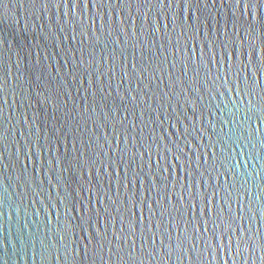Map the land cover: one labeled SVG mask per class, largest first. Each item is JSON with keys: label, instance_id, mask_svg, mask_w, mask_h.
<instances>
[{"label": "water", "instance_id": "water-1", "mask_svg": "<svg viewBox=\"0 0 264 264\" xmlns=\"http://www.w3.org/2000/svg\"><path fill=\"white\" fill-rule=\"evenodd\" d=\"M87 2V7H77L73 15L64 16L67 9H58L55 4L43 12L40 0H0V36L7 41V44L0 41V85H3L0 88V264H127L133 238L124 245V260L113 254L115 245L107 243L101 259V254H93L92 246L85 255L87 237L79 228L75 229V236L69 235L70 250L79 249L73 253L76 259L64 257L58 229L66 225L69 216L59 203L62 197L57 195V190L53 189L48 198L49 179L54 175L49 168L54 160L72 159L80 153L84 154L80 157L83 171L76 169L75 174L85 190L81 192L73 185L79 203L76 211L70 213L75 217L72 223H83L89 233L107 227L111 239L114 231L119 232L122 218L127 225L130 214L125 212V201L135 193L136 264H264V251L260 247L264 237V101L261 99L264 72L254 69L249 73L253 95H243V82L242 95L231 90L235 87V76L234 68L230 71L228 65L236 63L239 51L228 59L220 44L225 24L231 28L234 22L232 8L221 6L220 0L214 5L212 0H207L208 7L200 3L199 8L197 0L182 6L176 0L171 9L158 7L157 0H151V4L147 0ZM254 4L250 11L255 17L256 68H259L260 59L264 58L259 23L264 19V3L254 0ZM253 16L245 19L253 20ZM41 26L45 33L51 32V38L39 49L32 48L31 56L25 52L17 68L16 49L10 53L5 48L14 36L21 37L25 28L31 42ZM60 28L64 30L59 31ZM17 42L25 43L22 39ZM231 49L229 44L228 53ZM213 56L215 61L209 63ZM41 67L53 95L61 90L71 93L69 108H76L73 119H66L61 111L55 114L59 119L53 120V108L48 105L35 125L24 124L25 117L32 119L37 110L35 104L28 108L24 97L30 90L29 81L36 80ZM93 79L97 81L95 85L90 82ZM225 79L229 80L228 84H224ZM101 81L102 93L97 91ZM174 84L177 86L173 87ZM225 92L227 95H221ZM101 95L107 96V100H101ZM193 99L199 103L192 104ZM241 100L243 103H239ZM85 108L88 111L81 118L80 112ZM105 115L108 119L101 123ZM54 125L59 131L54 130ZM29 136L32 152L28 151ZM73 137H76L75 146ZM175 142L184 149L179 162L174 159ZM89 144L91 147L86 148ZM169 147L173 150L166 152ZM229 164L234 167L229 168ZM25 165L27 172L23 171ZM56 167L59 170L60 166ZM22 173L28 184L21 179ZM33 176L36 183L32 182ZM55 182L53 179L52 183ZM37 184L43 187L44 195H34ZM125 184L127 188L123 187ZM150 187L151 195L147 191ZM229 192L231 215L237 218L234 224L225 205ZM181 194L184 195V201L180 202L182 215L172 208ZM165 195L170 198L171 214L163 217V228L171 230L173 246L185 222L199 220V226L204 227V221L208 220V232L195 234L198 248L202 249L205 241L213 246L227 245L225 230L229 225L235 229L243 223L245 229H251L243 235L253 237L255 252L235 254L236 238L240 235L236 232L232 236L231 253L225 247L212 255L187 253L181 259L182 253L175 251L169 258L159 251L157 237L156 259L147 255L141 258L142 244L151 251V246L141 239L142 232L149 223L153 230L161 223L159 213L165 203L161 198ZM206 199L210 201L207 203L210 211L201 215L205 212ZM140 200L152 208L139 205ZM189 205H195L194 213ZM241 205L244 213L240 211ZM222 206L225 211L221 214ZM153 211L156 216H152ZM242 215L243 221L239 219ZM213 221L221 228L217 229ZM187 227V248H191L194 233L190 224ZM222 232L225 234L221 238ZM146 234L151 236L150 232ZM45 243L50 245L47 251H44Z\"/></svg>", "mask_w": 264, "mask_h": 264}, {"label": "snow or ice", "instance_id": "snow-or-ice-1", "mask_svg": "<svg viewBox=\"0 0 264 264\" xmlns=\"http://www.w3.org/2000/svg\"><path fill=\"white\" fill-rule=\"evenodd\" d=\"M35 2V0H34ZM124 0H120V3H123ZM149 4H151V0H147ZM192 0H180V4L178 6H182L184 3L191 4ZM213 5L216 3V0H212ZM258 2L264 3V0H258ZM40 3L42 4L43 12L48 11L53 4L57 6V8H66L67 11L63 13L64 16H71L73 15V10L77 7H87L88 2L87 0H40ZM176 3V0H157V6L163 9H171L173 4ZM200 3H203L205 7H208L207 0H197V8H199ZM221 6H226L232 8V16L234 18V22L231 26V28L228 27L227 24H225V31L223 33L222 37V43L220 44V47L224 50L226 54V58L230 59L231 56L235 55L237 51H239V57L237 58V61L235 64L230 63L228 65L229 70L231 71L234 68V76H235V87L231 90L236 93V95L240 96L242 95L240 90V84L243 82L245 84V91L243 92V95L250 96L254 94V90L251 88L250 83V76L249 73H251L254 69L259 72H264V58L260 59V67L256 68V57H257V48L255 43V27L253 21L255 20V17L253 16V13L250 11L255 4L254 0H220ZM103 6L102 4L100 5ZM42 12V15H43ZM237 13H239V16H237ZM147 16V13L145 14ZM248 16H253V20H247L245 19ZM261 26V49L264 50V19H261L259 21ZM95 24V21L93 20V26ZM247 25V27H245ZM63 28H60L59 31H63ZM159 31V29H156ZM243 32V35L241 34ZM51 32L45 33L43 30V26H41L40 31L32 36L31 42L28 39L27 35V28H25L24 33L21 37H13V42L8 44L7 48H5L6 51L12 52L13 48L16 49L15 55L18 57L17 59V68H19L20 61L24 59V53L27 52L29 56H31V50L32 48L39 49L41 45L48 39L51 38ZM81 36H84V33H80ZM75 38V37H73ZM19 39H22L25 43L21 44L17 42ZM0 41H3L7 44V41L4 40L2 36H0ZM83 43V41H81ZM229 44H231L232 49L231 53H228ZM214 45H208V47H212ZM245 57H247L245 59ZM201 61H203V56L201 57ZM215 61V56L211 58L209 63ZM94 62V60L92 61ZM37 65L40 64L39 57H37L36 61ZM80 65L83 64V60H81ZM79 67V65H78ZM187 65L184 66V75H187ZM113 68V74L115 69V64L112 65ZM210 73V69H209ZM198 74V73H197ZM75 78V71L73 73ZM101 76L103 73L100 74ZM209 79H211V76H208ZM216 79H219L217 77ZM17 80H19V77H17ZM93 85L97 83L95 79L90 81ZM6 83V80H5ZM48 81L43 78V68H40V74L37 75L35 81H29V92L24 97L27 101V107L32 108L33 104L37 106V110L33 116L32 119H28L25 117V120L23 121L25 125H35L37 123V117L41 115V111L46 109L48 105H51L53 108V120H58L59 117L55 115L56 113H60L61 111L64 112L66 119H73L74 113L76 112V108L73 106L72 108H69V99L71 98V93H65L62 90L57 91L55 95L51 91H49L48 87ZM229 80L225 79L224 84H228ZM258 83V81H257ZM177 85H173L175 87ZM3 85H0V88H2ZM98 92H103V82H100V86L97 89ZM264 92V89L261 90ZM127 95V94H126ZM221 95H227V92L221 93ZM93 96H95V93H93ZM63 98V99H62ZM101 100L106 101L107 96L101 95ZM123 101V98H121ZM134 99V98H132ZM187 102V97L185 98ZM202 99V97L200 98ZM262 101H264V96L261 97ZM192 104L199 103V100L193 99L191 101ZM233 104H236V101H232ZM239 103H243V101H239ZM249 104L251 105V101H249ZM227 107V105H225ZM88 109H84L82 112H80L81 118H83L84 112H87ZM239 111V109H237ZM249 111H251V107L249 108ZM193 112H195V108H193ZM108 119V115H105L101 121L103 123ZM124 120L127 119V117L123 118ZM123 122V120L121 121ZM98 127V125H94ZM55 131H59V129L55 128V125L53 126ZM29 131H31V127L29 128ZM23 135V133H21ZM175 136L176 133H173ZM182 135V134H181ZM76 137H73V142L75 146ZM86 148L91 147V145H86ZM33 146L31 142V137H28V151L32 152ZM41 150H43V147L41 146ZM172 148H167V151H172ZM175 152L176 155L174 159L179 162L183 156H184V149L180 146L178 142H175ZM83 153H80L78 156L73 157L72 159H65V160H54L52 161L53 167L49 168V171L52 172L54 175L52 178L49 179V191H48V198H51L52 190H57V195L62 197V199L59 200V203L61 205H64L66 209V215L69 216L66 225L60 226L58 229L59 231V244L61 245V248L63 249V254L65 259H67L68 256H73V260L76 259V257L73 255V253H78L79 249L74 248L70 250V241H69V235L75 236V229L79 228L81 233L86 235V243H85V255H87L89 251V246L91 247V251L93 254H101V259H103L102 253L104 251L105 243H107L109 246L115 245V251L113 254L118 255L121 260H124L125 257L122 255V253L125 251L124 245H128V241L130 238H133L132 244L129 245L130 251L127 253V264H136V259L134 256V253H136V246H135V235L137 232V223L138 220L136 219V211L138 210V203L135 198V193H133L132 197L125 201V212L129 213L130 215L127 216L128 223L127 225L124 224V219H121V228L119 229V232H113L112 238H109L107 227L104 228H97L90 233L84 228L83 223L81 224H73L72 219L75 217H71L70 213L76 211V204L79 203L77 200L76 194H75V188L73 187L74 184L77 185V187L80 188V191L83 192L85 189L82 185L78 184L77 177L75 174L76 169H80L83 171V163L80 159L81 156H83ZM135 155V153H134ZM26 159L28 158V154L25 153ZM143 158V157H141ZM151 157L149 156V159ZM94 163V162H93ZM57 165H59V170H57ZM111 166V165H109ZM229 168L234 167L233 165L229 164ZM166 170V169H165ZM162 170V171H165ZM24 172H27V165L24 167ZM118 174V173H117ZM125 173V178H126ZM21 179H24L23 173L21 174ZM55 180V184L52 183V180ZM32 182L36 183L35 176L32 177ZM24 183L28 184V181L24 179ZM30 187V185H29ZM123 187L127 188L128 185L125 184ZM165 190H167V185H164ZM38 191L34 195H44V189L41 186V184H37ZM149 195H151L152 188L147 189ZM215 195V193H214ZM227 196L229 199L225 200V205L227 206L228 213H229V219L234 224L236 221V217L231 215V206H230V197L231 193H227ZM111 199V197H109ZM165 201L159 215L161 218V223L156 225L155 230H153L151 223L147 226V229L142 232L141 239L144 243H147L151 246V251H148L143 247V244L140 249V255L141 258L144 255H147L150 259H156L155 253L158 251L155 247L157 242V237L160 238V249L159 251L162 252L164 256L171 257L172 253L175 251H179L182 253L181 259L183 258V255L187 253H196L200 256H203L204 253H208L209 255H212L214 252H218L221 248H227L229 253L232 252V236L238 232L240 235L236 238V250L235 254L237 256H240L243 252L251 251L252 253L255 252V241L253 240V237L251 235L245 236L243 233L250 232L251 229H245L243 227V223L238 225L235 229L232 228V225H229V228L225 230L228 235V244L224 245L223 243H218L215 246L205 241L204 247L198 248L197 247V236L195 234H202L205 232H208V228L206 227L208 220L204 221L205 226L200 227V221L196 220L195 223H192V221H187L185 228L180 229L177 236L175 237V245L173 246V235L171 230L164 229L163 228V217L165 214H171V209L168 207V203L170 202V198L165 195L161 198ZM184 201V195L181 194L179 196V199L176 204L172 205V208L175 209L177 213L182 215L180 212V202ZM210 201H207L205 203V212L201 215H206L207 211H210V209H207V203ZM131 203V207H127V205ZM157 204H160V201H157ZM139 205H144L148 208H152L151 204H145L144 200L139 201ZM189 208L195 212V205H189ZM81 209H83V205H81ZM119 211V209H118ZM225 211V208L222 206L220 208V213L222 214ZM241 213L245 212V209L243 208V205H241L240 208ZM249 211H254V209H249ZM152 216H156V212H152ZM81 220L84 218L81 217ZM89 221H91V217L89 216ZM143 219V216L141 215L140 220ZM195 219V217H193ZM208 219H211L210 217ZM241 221H243L244 216L242 215L239 218ZM251 219V217H249ZM99 223V221H97ZM215 224V221H213ZM191 225L192 232L194 235L191 237V248H187V244L189 242V236L188 233V227L187 225ZM217 229L221 228L220 224H215ZM176 227L179 229V224L176 225ZM89 228H91V223H89ZM150 232L151 236H148L146 233ZM224 232L221 233V238L224 236ZM213 240L216 239V234L213 232L212 234ZM55 239V237H54ZM122 242V243H120ZM50 245H47L45 243L44 251H47ZM261 251H264V237L261 238ZM187 249V251H185ZM59 252L60 249H57ZM113 249L110 247V252H112ZM43 255V253H42ZM191 259V257H189ZM213 258H215L213 256Z\"/></svg>", "mask_w": 264, "mask_h": 264}]
</instances>
